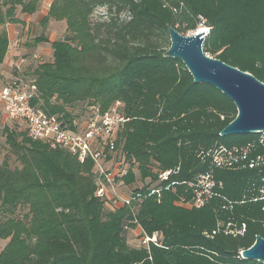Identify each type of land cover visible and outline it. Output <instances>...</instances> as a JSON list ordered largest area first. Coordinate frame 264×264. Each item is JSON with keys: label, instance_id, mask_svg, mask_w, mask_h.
<instances>
[{"label": "trees", "instance_id": "1", "mask_svg": "<svg viewBox=\"0 0 264 264\" xmlns=\"http://www.w3.org/2000/svg\"><path fill=\"white\" fill-rule=\"evenodd\" d=\"M41 4L0 0V64L9 47L5 26L23 25L18 14L33 15ZM97 8L106 19L93 17ZM203 19L205 53L264 83V0H52L40 25L64 22V37L50 42L52 61L33 68L31 105L72 129L92 106L119 102L129 119L116 133L128 167L121 181L141 187L131 190L139 195L131 206L108 208L112 200L96 196L91 160L80 164L25 129L4 126L0 264H262L240 253L264 239V166L219 169L204 155L264 147L257 134L220 136L237 115L233 102L164 56L167 26L187 35ZM44 43V34L32 40ZM209 172L214 195L199 207L177 205L192 198L188 184ZM137 226L157 233V243H129Z\"/></svg>", "mask_w": 264, "mask_h": 264}, {"label": "built area", "instance_id": "2", "mask_svg": "<svg viewBox=\"0 0 264 264\" xmlns=\"http://www.w3.org/2000/svg\"><path fill=\"white\" fill-rule=\"evenodd\" d=\"M204 19L198 27L204 29L207 35L209 28L203 25ZM193 32H191L192 34ZM38 58L35 56L34 59ZM34 87L28 81H9L0 83V106L6 119L24 124L27 136L32 140L47 142L51 148H60L73 156L80 164L91 160L96 173V196L102 200L121 201L122 205L131 206L139 197L131 191L123 197H118L113 190L116 184L123 185L121 178L127 174L128 167L124 156L116 149V133L129 120L121 110V104L116 102L102 110L99 105L92 106L87 111V118L81 124L69 125L49 118L42 111L31 105V92ZM258 144L264 147V132L258 133ZM215 168H249L264 166V152H256V143L231 148L218 147L207 152ZM169 172L159 175L165 180ZM124 186V185H123ZM193 196L186 201L181 199L177 205L182 207H199L214 195L215 182L212 172L200 175L197 181L189 183ZM151 191L150 194L157 193ZM119 206V205H118ZM127 229V227H125ZM139 245L149 242L157 243V233L147 236L139 226ZM242 227L239 233L243 232ZM132 231V230H131Z\"/></svg>", "mask_w": 264, "mask_h": 264}, {"label": "water", "instance_id": "3", "mask_svg": "<svg viewBox=\"0 0 264 264\" xmlns=\"http://www.w3.org/2000/svg\"><path fill=\"white\" fill-rule=\"evenodd\" d=\"M170 46L164 56L182 62L195 84L205 83L220 91L236 107V117L220 136L264 132V83L248 72L210 57L203 49L207 35L196 32L183 35L167 26ZM243 259L264 264V239L257 236L253 245L240 253Z\"/></svg>", "mask_w": 264, "mask_h": 264}, {"label": "rangeland", "instance_id": "4", "mask_svg": "<svg viewBox=\"0 0 264 264\" xmlns=\"http://www.w3.org/2000/svg\"><path fill=\"white\" fill-rule=\"evenodd\" d=\"M50 0H42V4L40 6V9L42 6L44 8L47 7V4ZM39 9V10H40ZM27 15L23 14H18V17L20 19H23ZM32 18L35 16H31ZM39 17V15L37 16ZM93 17L96 19L98 17H103L106 19V9L105 8H97L96 11L93 14ZM27 19H30L27 18ZM30 21V20H29ZM33 23V22H30ZM5 29L7 32L10 33L11 37H14V39L18 40V45L22 44V42L26 41V44H31V41L34 39V37L39 36L40 34H44L45 36L48 37V39L52 40H60L64 37V31H65V24L64 22H57V21H50L46 25V27H42L40 24L32 25L28 29H21L20 26H15V25H6ZM191 34V32H188L187 35ZM35 48V47H34ZM37 57L34 61L36 63L32 62V66L35 67V65L42 63V62H47V61H52V49L50 48L49 44H43L40 45L39 48L36 50ZM26 57V55H23ZM31 66V67H32ZM23 75V74H22ZM6 117H2L0 113V131L4 126H9L10 128H17L19 131H23L24 127L22 125L15 124L13 121H9L6 119ZM6 154V146L4 144V138L3 136L0 135V158L2 159L3 156ZM10 164L11 166H16L18 163L14 160L12 157L10 159ZM138 176V174H136ZM141 187V182H137L134 185H131L129 187H125L121 184H116V186L113 187L114 192L116 193L115 195H118V197H123L126 196L131 190L134 188ZM122 202L121 201H108L106 203L107 207L110 208L112 206L118 207L121 206ZM129 243L131 244H139V230H132L129 234ZM6 242L4 240H0V252L3 250Z\"/></svg>", "mask_w": 264, "mask_h": 264}, {"label": "crops", "instance_id": "5", "mask_svg": "<svg viewBox=\"0 0 264 264\" xmlns=\"http://www.w3.org/2000/svg\"><path fill=\"white\" fill-rule=\"evenodd\" d=\"M51 2L52 0L48 2L46 8L42 6L37 13L33 15H27L26 17L21 19L23 21V25L22 24H8V25H15V26H20L21 29H28L32 25L40 24V20L42 19V17L46 15L48 7ZM38 15L39 17H37ZM31 16H35V17L32 18ZM29 17L30 19H27ZM7 34L9 39V47L3 63L0 64V83L9 82V81H29L34 68L31 63L32 62L36 63V61H34L35 56H37L36 50L37 48H39L40 45L43 44H38L33 46L32 41L31 44H26V41L25 42L23 41L22 44L18 45V40L14 39V37H11L9 32H7ZM48 40L49 43H44V44L50 45V42L55 41V40L51 41L50 39ZM23 55H26V57H24ZM0 113L4 118L5 114L2 111L1 106H0ZM17 123L19 124L21 123L24 127V124L22 122H17Z\"/></svg>", "mask_w": 264, "mask_h": 264}, {"label": "bare ground", "instance_id": "6", "mask_svg": "<svg viewBox=\"0 0 264 264\" xmlns=\"http://www.w3.org/2000/svg\"><path fill=\"white\" fill-rule=\"evenodd\" d=\"M196 32H204V29L202 27H197Z\"/></svg>", "mask_w": 264, "mask_h": 264}]
</instances>
